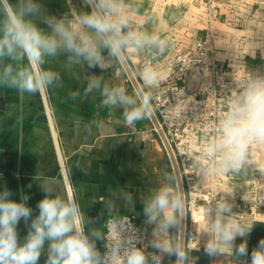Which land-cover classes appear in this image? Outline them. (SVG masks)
<instances>
[{
    "label": "crops",
    "instance_id": "1",
    "mask_svg": "<svg viewBox=\"0 0 264 264\" xmlns=\"http://www.w3.org/2000/svg\"><path fill=\"white\" fill-rule=\"evenodd\" d=\"M217 16L209 20L206 0H126L135 10L133 25L141 31L156 33L168 40L161 53L146 48L129 57L133 70L145 64L165 70L171 56L169 37L176 43L192 46L203 40L213 50L215 60L227 71V81L252 74H264V0H212ZM13 4L16 0H11ZM47 14L75 21L88 11L84 0H39ZM47 31V26L38 22ZM103 55L107 56V50ZM45 67L61 73L64 86L39 94L19 95L15 90L0 88V190L5 186L17 202L27 195L32 215L16 226L18 243L23 244L31 219L39 214L38 203L45 198L42 181L55 182L53 197L75 194L86 223L85 233L95 228L104 232L107 217L134 218L138 230L151 246L154 225L146 223L144 198L164 183L171 182L172 169L162 144L145 119L132 127L125 126L123 108L107 109L99 94L72 101L70 92L86 87V75L101 76L112 83L123 81L130 93L134 90L119 62L101 70L86 65L67 67L65 57L53 59ZM135 93V92H134ZM254 157L239 172L226 174L224 198L232 205L238 219L253 222L246 237H237L234 247L247 242L248 255L209 256L204 232L206 217L195 225L196 247L190 251L195 264H251V253L264 239V144L254 143ZM174 178V177H173ZM175 188V184L171 183ZM131 196V202L125 199ZM260 203L252 215L248 205L255 196ZM111 201V211L106 206ZM169 235L176 239V230ZM103 239L96 248L103 254ZM48 241H45L38 264H45ZM152 248V247H151ZM156 253L157 250L152 248ZM160 254V253H158ZM175 256L163 254L164 264H175Z\"/></svg>",
    "mask_w": 264,
    "mask_h": 264
},
{
    "label": "clouds",
    "instance_id": "2",
    "mask_svg": "<svg viewBox=\"0 0 264 264\" xmlns=\"http://www.w3.org/2000/svg\"><path fill=\"white\" fill-rule=\"evenodd\" d=\"M88 11L75 21L47 14L39 0H0V88L15 90L19 95L33 96L42 91L64 86L59 71L45 67L53 59L65 57L66 66L86 65L108 70L114 62L126 60L131 54L146 48L163 52L168 40L156 33L134 27L135 10L126 0H84ZM47 26V31L38 27ZM107 50V56L103 55ZM166 73L151 64L139 72L148 94L130 93L123 81L112 83L101 76L86 75L83 92H70L72 101L99 94L107 109L123 108L125 126L148 118L152 113L151 90L159 87ZM240 91L231 97L226 114L219 119L218 132L202 147L200 159L205 176L239 172L250 164V146L264 144V74L248 73L240 83ZM42 181L46 193L37 205L39 214L31 219L23 244L18 243L16 226L32 215L27 195L19 202L5 186L0 190V264H38L45 241H48L45 264H162L163 254L175 256V264H195L193 249L180 239L181 221L186 213L183 194L164 183L144 198L146 223L154 225L151 247L157 253H147L137 247L138 237L126 217L112 219L106 232L95 228L85 233L86 223L76 195L53 197L51 185ZM131 202V196L124 194ZM111 211V201H106ZM253 222H245L232 212L225 199L209 203L203 231L210 239L205 244L209 256L217 254L248 255L247 242L234 247L237 237H246ZM175 229L176 239L169 235ZM129 235L124 237V233ZM106 239V251L96 248V240ZM251 264H264V239L251 253Z\"/></svg>",
    "mask_w": 264,
    "mask_h": 264
},
{
    "label": "built area",
    "instance_id": "3",
    "mask_svg": "<svg viewBox=\"0 0 264 264\" xmlns=\"http://www.w3.org/2000/svg\"><path fill=\"white\" fill-rule=\"evenodd\" d=\"M206 2L210 20L217 16V9L212 0ZM168 39L171 56L165 65L166 79L161 81L158 88L151 90V103L178 166L186 202L184 243L194 249L197 242L195 225L205 219L209 203L225 199L223 187L227 180V173L205 176L202 171L205 164L200 159L202 147L217 134L219 119L229 110L231 97L239 93V85L248 74L235 83H229L226 68L215 60L211 46L205 41L199 40L192 46H185L176 43L173 37ZM134 73L147 95L148 90L144 88L139 72ZM253 145L249 150L250 161L254 157ZM2 177L0 173V179ZM260 201L256 195L248 205L252 215ZM121 217H126L136 230L139 238L136 246L144 248L147 253H156L138 230L134 218L129 215ZM112 219L117 218H106L104 232ZM123 235L127 237L129 233ZM107 243L103 239L104 249Z\"/></svg>",
    "mask_w": 264,
    "mask_h": 264
},
{
    "label": "water",
    "instance_id": "4",
    "mask_svg": "<svg viewBox=\"0 0 264 264\" xmlns=\"http://www.w3.org/2000/svg\"><path fill=\"white\" fill-rule=\"evenodd\" d=\"M125 75H126V79L129 81L130 85L132 86L133 90L135 93L137 94H145L137 77L136 74L134 73L132 66L130 65V62L128 61V59L124 60V61H120L119 62ZM153 129L155 130L161 144L162 147L164 148L166 155L168 157L171 169H172V173H173V177H174V181H175V188L177 187L178 190L183 194L184 196V190H183V185H182V181H181V177H180V173L178 170V166L173 154V151L170 147V144L162 130V128L159 125V122L152 110L151 115L148 117ZM185 225H186V213L184 218L181 221V230L179 233V237L180 239L184 242L185 241Z\"/></svg>",
    "mask_w": 264,
    "mask_h": 264
},
{
    "label": "rangeland",
    "instance_id": "5",
    "mask_svg": "<svg viewBox=\"0 0 264 264\" xmlns=\"http://www.w3.org/2000/svg\"><path fill=\"white\" fill-rule=\"evenodd\" d=\"M122 70H123V69H122ZM145 121H146V123H148V125L150 126L151 123H150L149 119L146 118ZM169 179H170V181H171L172 184H175V181H174V178H173L172 175L169 176Z\"/></svg>",
    "mask_w": 264,
    "mask_h": 264
}]
</instances>
